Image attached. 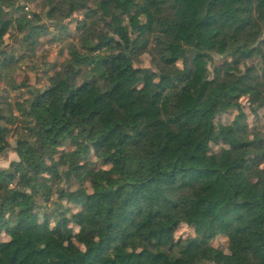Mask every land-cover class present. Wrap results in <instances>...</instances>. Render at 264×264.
<instances>
[{
	"label": "trees",
	"instance_id": "16d2710c",
	"mask_svg": "<svg viewBox=\"0 0 264 264\" xmlns=\"http://www.w3.org/2000/svg\"><path fill=\"white\" fill-rule=\"evenodd\" d=\"M23 1L0 0V154L18 158L0 169V264H264V117L249 130L241 103L264 110V0ZM78 12L48 84H12ZM215 56L231 63L212 77Z\"/></svg>",
	"mask_w": 264,
	"mask_h": 264
},
{
	"label": "rangeland",
	"instance_id": "374dc122",
	"mask_svg": "<svg viewBox=\"0 0 264 264\" xmlns=\"http://www.w3.org/2000/svg\"><path fill=\"white\" fill-rule=\"evenodd\" d=\"M24 5L25 2L20 0ZM43 0H37L34 2H29L25 8V12L27 13H38L41 14L43 12L42 8ZM93 1H91L90 5L92 6ZM30 17V16H29ZM85 20V12L76 13L71 19L66 20L63 24L69 29V33L56 31L53 28H50V34L47 36L40 37L38 43L29 47V49H25L27 53V61L21 62L18 66H15L14 71L12 72V76L15 80V86H24L22 88V92L25 91V87L29 86L32 88L43 89L48 84V77L44 74L46 69L49 73L54 74L55 71L60 70V66L64 63V61L68 58V48L71 44L76 42V38L79 35L78 22ZM59 32V33H58ZM9 33L11 35H7L6 42L11 45H14L17 49V55H23L24 50L20 49L21 44H17L15 42V37L18 39L23 38L21 34H13L14 30H11ZM26 32H24L25 34ZM55 37L57 39L55 40ZM12 38V39H11ZM31 51H33V55H31ZM29 52V54H28ZM230 59L223 58L222 56H215L214 61L209 64L211 76H214L215 69L217 67L228 65L230 66ZM142 66L151 67L149 57L144 56L142 58ZM250 65V62H248ZM178 68L183 67V62H179L177 64ZM226 67V68H228ZM242 68L244 66L242 65ZM218 69V68H217ZM11 89V85L6 81L0 82V92L7 91ZM19 93H13L12 98L17 99ZM242 108L246 114L245 124L248 126L249 130L255 129L256 133H259V118L264 117V110H260L258 112V116L254 115L249 107L247 99H242ZM235 113H231L226 115L224 118H221L217 121L220 123H227L231 121L234 117ZM255 127V128H254ZM11 145L14 146V138L10 139ZM219 148L218 145H213V149L217 150ZM17 155L13 152V150H8L2 154H0V169H8L13 161H17ZM94 161V158L92 159ZM264 168V166H262ZM192 230L186 226L180 227L176 231V235L179 237H186L188 234H191ZM0 239H6L4 235ZM214 246L216 248L226 250L227 249V240L225 238H217L214 241Z\"/></svg>",
	"mask_w": 264,
	"mask_h": 264
}]
</instances>
